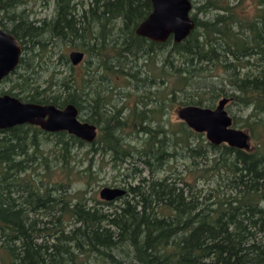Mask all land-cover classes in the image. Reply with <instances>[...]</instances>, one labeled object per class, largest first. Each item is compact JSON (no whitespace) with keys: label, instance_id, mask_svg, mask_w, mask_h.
Returning <instances> with one entry per match:
<instances>
[{"label":"trees","instance_id":"trees-1","mask_svg":"<svg viewBox=\"0 0 264 264\" xmlns=\"http://www.w3.org/2000/svg\"><path fill=\"white\" fill-rule=\"evenodd\" d=\"M27 1L0 0V27L22 51L56 38L85 59L77 71L64 55L67 73L44 85L32 81L35 54L21 52L5 93L73 104L97 137L0 130V264H264V0H191L195 27L180 42L135 32L151 0H51L42 21L19 10ZM219 96L248 110L232 122L250 149L164 120ZM104 164L127 171L110 201L90 193Z\"/></svg>","mask_w":264,"mask_h":264},{"label":"water","instance_id":"water-1","mask_svg":"<svg viewBox=\"0 0 264 264\" xmlns=\"http://www.w3.org/2000/svg\"><path fill=\"white\" fill-rule=\"evenodd\" d=\"M151 3V12L135 29L138 35L155 42H165L170 37L174 42H180L194 29L191 0H151ZM21 52L20 40L0 27V82L16 69ZM68 55L75 66L84 57L79 50H71ZM228 101L227 97H222L213 108L184 105L178 108L177 116L194 131L203 133L212 144L225 143L248 150L250 135L246 130L232 126V116L226 110ZM21 124L35 125L47 132L66 131L89 143L97 137L96 125L81 120L73 104L58 107L22 101L8 93L0 94V130ZM125 193L123 187L104 186L99 190V198L110 201Z\"/></svg>","mask_w":264,"mask_h":264},{"label":"rangeland","instance_id":"rangeland-1","mask_svg":"<svg viewBox=\"0 0 264 264\" xmlns=\"http://www.w3.org/2000/svg\"><path fill=\"white\" fill-rule=\"evenodd\" d=\"M88 2V0H84ZM242 9L245 10V13L252 14L254 6L249 3L245 2L244 5L241 6ZM19 10H24L25 13L28 14L29 19L31 20H39L42 21L44 19L49 20L53 17L55 11V5L53 1L48 0H28L27 3L19 7ZM46 36L44 37V39ZM45 41V40H42ZM72 49V46L68 41H60L56 38H49L46 39V43H42L41 45H32V47L24 50L22 52H29V55L35 54V58L33 63L35 66V70L37 71L36 74L30 72L32 75L33 80L37 81L38 83L44 84L50 77V71H54L59 73L58 76L65 75L68 71V65L64 63V55H67ZM140 60L138 65L140 66L142 63ZM76 70L78 71V66H76ZM142 67V65L140 66ZM12 80H16L15 75L11 76ZM12 86L11 81H3L0 83V94L5 93L8 89ZM54 88V87H53ZM207 91V88H204ZM211 95L210 93H205L204 97L209 98ZM222 97V96H221ZM221 97H217L215 101L211 105L204 104L203 107H210L213 108ZM126 99L120 98L118 105L123 106L125 104L129 105L132 103V99L125 101ZM177 108L170 109L169 113L165 115L164 120L175 122L179 120L177 116ZM226 110L228 113L234 117H245L248 114V110L242 109L238 105L232 103L231 101L226 105ZM84 112L80 114L81 117H84ZM83 119V118H82ZM233 127L240 128L246 130L248 133V129L240 127L239 125L232 124ZM250 134V133H249ZM254 143L252 139L250 140V147H253ZM84 150V149H83ZM82 151V150H81ZM105 162V161H104ZM105 165V164H104ZM127 171L124 169H112L109 164L105 165L103 169L97 175V180L93 181L90 193L96 191L97 197L99 198V190L104 186L110 187H126V182H123V176ZM132 182L131 180H127Z\"/></svg>","mask_w":264,"mask_h":264},{"label":"flooded vegetation","instance_id":"flooded-vegetation-1","mask_svg":"<svg viewBox=\"0 0 264 264\" xmlns=\"http://www.w3.org/2000/svg\"><path fill=\"white\" fill-rule=\"evenodd\" d=\"M21 54H22V53H21ZM20 56H21V55H20ZM68 58H69V55H68ZM84 59H85V54H84L83 60H84ZM69 60H70V59H69ZM83 60H82V61H83ZM2 81H3V80H2ZM2 81H1V82H2ZM1 82H0V83H1ZM2 94H4V93H2Z\"/></svg>","mask_w":264,"mask_h":264}]
</instances>
